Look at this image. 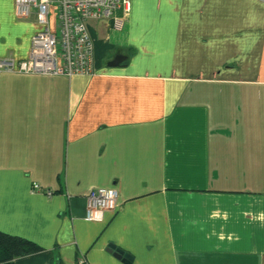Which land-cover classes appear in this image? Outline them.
<instances>
[{"label":"crops","instance_id":"1","mask_svg":"<svg viewBox=\"0 0 264 264\" xmlns=\"http://www.w3.org/2000/svg\"><path fill=\"white\" fill-rule=\"evenodd\" d=\"M91 22L97 75L0 73V231L42 248L14 264H264V0ZM41 29L0 0V59ZM99 188L118 206L88 221Z\"/></svg>","mask_w":264,"mask_h":264},{"label":"built area","instance_id":"2","mask_svg":"<svg viewBox=\"0 0 264 264\" xmlns=\"http://www.w3.org/2000/svg\"><path fill=\"white\" fill-rule=\"evenodd\" d=\"M14 8L18 19L35 15L42 29L33 36L26 59H0V73L92 77L98 68L90 21L112 20L114 28L121 30L131 14L132 0H14ZM31 193L54 194L36 183ZM117 206L115 189H95L86 196V220L100 221L104 212L115 211Z\"/></svg>","mask_w":264,"mask_h":264},{"label":"trees","instance_id":"3","mask_svg":"<svg viewBox=\"0 0 264 264\" xmlns=\"http://www.w3.org/2000/svg\"><path fill=\"white\" fill-rule=\"evenodd\" d=\"M41 251L42 248L26 238L12 236L0 231V264H14V261L19 258ZM57 263L63 264L60 259L56 260L55 264ZM77 264L87 263L85 260H79Z\"/></svg>","mask_w":264,"mask_h":264},{"label":"water","instance_id":"4","mask_svg":"<svg viewBox=\"0 0 264 264\" xmlns=\"http://www.w3.org/2000/svg\"><path fill=\"white\" fill-rule=\"evenodd\" d=\"M126 58H127L126 56L118 53L115 55L114 60L109 63V66L111 67L120 66L126 60ZM109 251L114 253L115 256L121 259L125 264H130L131 261L133 260V257L130 254L115 247L114 245L109 246Z\"/></svg>","mask_w":264,"mask_h":264},{"label":"rangeland","instance_id":"5","mask_svg":"<svg viewBox=\"0 0 264 264\" xmlns=\"http://www.w3.org/2000/svg\"><path fill=\"white\" fill-rule=\"evenodd\" d=\"M94 22H97V21H94ZM91 23H92V22L89 23L90 28H91V26H93V25H91Z\"/></svg>","mask_w":264,"mask_h":264}]
</instances>
